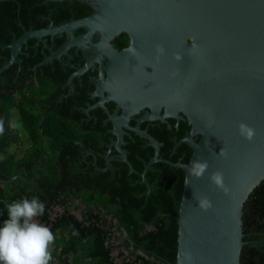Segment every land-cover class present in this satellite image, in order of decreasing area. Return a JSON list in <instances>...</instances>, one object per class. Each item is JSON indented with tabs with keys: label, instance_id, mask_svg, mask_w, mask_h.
Wrapping results in <instances>:
<instances>
[{
	"label": "water",
	"instance_id": "1",
	"mask_svg": "<svg viewBox=\"0 0 264 264\" xmlns=\"http://www.w3.org/2000/svg\"><path fill=\"white\" fill-rule=\"evenodd\" d=\"M80 2L92 12L83 18L39 30L25 31L8 46L10 58L0 67V75L16 62L22 48L35 39L46 47V39L64 37L57 51L46 56L37 67L61 60L69 50L86 53L83 65L69 81L80 77L95 64L99 74L92 96L98 100L89 111L100 108L108 115L115 140L109 145L119 154L118 161L128 165L122 148L127 131L147 142L152 158L140 174L152 165L163 163L181 169L190 183L181 194L177 215V253L183 264H240L242 209L252 191L264 180V0H45ZM82 30L75 36L76 31ZM98 34L99 40L92 37ZM125 34L126 49L134 46L132 56L118 51L113 39ZM165 49L158 56L156 46ZM181 54L178 62L174 56ZM106 60L104 66L100 64ZM35 69V68H34ZM179 73L172 78L171 73ZM113 103L112 113L106 108ZM144 111V112H143ZM143 112V114H141ZM141 114V115H140ZM140 115L131 127L129 122ZM189 125L174 148L186 144L191 155L186 164L159 158L162 146L141 126L159 122L170 128L168 120ZM243 122L256 130L251 142L242 138L238 125ZM227 150V158L220 151ZM113 158H108L109 166ZM197 161L210 167L203 179L189 175ZM222 171L229 189L225 195L210 182L214 171ZM16 179L0 178L1 185ZM208 196L213 208L199 209L196 196ZM191 253V261L185 258Z\"/></svg>",
	"mask_w": 264,
	"mask_h": 264
},
{
	"label": "trees",
	"instance_id": "2",
	"mask_svg": "<svg viewBox=\"0 0 264 264\" xmlns=\"http://www.w3.org/2000/svg\"><path fill=\"white\" fill-rule=\"evenodd\" d=\"M91 12L89 5L80 2L0 0V67L10 58L8 46L25 31ZM52 39H46V47L29 40L16 62L0 75V120L5 127L0 135V178L19 175L25 179L0 184V227L8 219L10 203L38 197L45 213L37 220L56 236L51 264H174V217L184 172L154 164L145 175L147 188L140 174L154 151L136 135L125 136L123 146L135 172L120 161L105 169L102 156L114 139L104 128H111L104 122L107 115L100 108L85 113L97 100L83 92L80 97H62L63 84L83 65L81 54L74 60L77 68L64 67L65 57L37 67L64 43V38ZM106 107L111 112L113 105ZM168 122L170 128L155 122V128L147 132L162 144L159 158L186 164L190 148L186 144L174 148V144L189 125L180 121L175 127L174 120ZM21 137L28 147L17 157L10 150L20 145ZM242 212L240 264H264V180L248 196Z\"/></svg>",
	"mask_w": 264,
	"mask_h": 264
},
{
	"label": "clouds",
	"instance_id": "3",
	"mask_svg": "<svg viewBox=\"0 0 264 264\" xmlns=\"http://www.w3.org/2000/svg\"><path fill=\"white\" fill-rule=\"evenodd\" d=\"M158 56L165 54L162 45L156 46ZM126 52L135 56L137 49L134 46L126 49ZM174 58L181 62V54H175ZM179 73H171L175 78ZM15 126V125H10ZM5 132L4 121L0 120V135ZM239 135L251 142L255 139L256 130L247 123L241 122L238 125ZM227 150L223 148L219 156L227 158ZM3 157H0L2 159ZM208 161H197L191 164L189 175L196 179H203L209 170ZM210 182L225 195L229 189L225 184V177L222 171H214L210 175ZM190 183L189 176L185 178L184 184ZM199 209L209 211L213 208L212 200L206 196H196ZM45 213V204L38 197L23 198L16 200L7 206L8 219L0 227V264H51L53 260L52 249L55 245L56 236L52 230L39 223L37 218ZM77 234V233H74ZM185 258L189 261L193 259L191 253H186ZM178 264L183 262L178 257Z\"/></svg>",
	"mask_w": 264,
	"mask_h": 264
},
{
	"label": "flooded vegetation",
	"instance_id": "4",
	"mask_svg": "<svg viewBox=\"0 0 264 264\" xmlns=\"http://www.w3.org/2000/svg\"><path fill=\"white\" fill-rule=\"evenodd\" d=\"M75 36L76 35V32L74 33ZM81 34V33H80ZM79 34V35H80ZM58 38H64V37H58ZM52 39V38H51ZM93 42H97L99 40V35L98 34H95L92 39H91ZM37 41V40H36ZM47 42L48 40L46 41V45H47ZM51 43H53V39L50 40ZM39 42L37 41L36 42V45L38 44ZM128 44H129V39L128 37L124 34H121L117 37H115L113 39V41L111 42V45L113 46V48H115L116 50L118 51H121V50H124L128 47ZM70 51H72L71 53H69ZM53 52V51H51ZM68 52V55L65 56V58L61 59L60 61H62V65L64 67H68V68H77L75 67L76 64L74 63L75 61V57L79 55V53L81 54L82 56V59L85 60V57H86V53L82 52L81 50H77V49H72V50H69ZM106 64V60H104L100 66H104ZM81 67V66H80ZM79 67V68H80ZM78 69V68H77ZM76 69V70H77ZM99 74V64H95L89 71H87L85 74L81 75L80 77H77V78H74L72 79L71 81H69V79H67L66 83L63 84L62 86V89L64 91V94L62 95V97H80L82 95V92L85 93L86 97H90V99L92 100H98L96 97L98 96H95L92 98L93 94H94V91H95V88H96V83H95V78L97 77V75ZM97 102V101H96ZM113 105V107L111 108V112H113L115 106L113 103H107L106 106L108 105ZM107 108V107H106ZM144 112V111H143ZM143 112L141 114H143ZM86 113V112H85ZM105 113V112H104ZM106 114V113H105ZM140 114V115H141ZM107 115V114H106ZM135 116L132 118V120L129 122V125L131 123H133L135 125V120L140 116ZM105 123H110L108 121V115H107V118L106 120L104 121ZM155 122H150V123H143L145 124V130H149L150 128L154 129L155 128ZM142 124V125H143ZM134 125H130L131 127H133ZM105 129H107V132L111 134V130H112V126L111 128H107V126H104ZM112 135V134H111ZM133 135H135L133 132H130V131H127V135L126 137L129 138V139H132ZM113 136V135H112ZM114 137V136H113ZM125 137V136H124ZM111 141L106 145L107 147V150L105 152V154L102 156L104 158V161H105V169H112L111 168V162H118V159H119V154L117 153L116 150L112 149L110 152H109V145L115 140V137L114 139H110ZM126 143L123 145L125 146ZM148 144H144L145 147H147ZM28 147V144L25 142L24 138L21 137V143L19 146H17V149L18 150H21V154L22 152ZM123 148V147H122ZM124 149V148H123ZM126 151V149H124ZM127 152V151H126ZM20 154V155H21ZM108 158H113L114 160L110 162V165L107 166L106 165V161Z\"/></svg>",
	"mask_w": 264,
	"mask_h": 264
},
{
	"label": "rangeland",
	"instance_id": "5",
	"mask_svg": "<svg viewBox=\"0 0 264 264\" xmlns=\"http://www.w3.org/2000/svg\"><path fill=\"white\" fill-rule=\"evenodd\" d=\"M10 151H11V152H16L17 157H19V155L21 154V153H20L21 150H18L17 147H12Z\"/></svg>",
	"mask_w": 264,
	"mask_h": 264
}]
</instances>
